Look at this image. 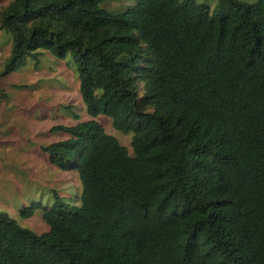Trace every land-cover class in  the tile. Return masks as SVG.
<instances>
[{"label":"trees","instance_id":"trees-1","mask_svg":"<svg viewBox=\"0 0 264 264\" xmlns=\"http://www.w3.org/2000/svg\"><path fill=\"white\" fill-rule=\"evenodd\" d=\"M11 0L0 81L71 56L95 120L52 131L49 162L77 172L80 206L44 209L41 235L0 212V264H264V0ZM24 209L30 218L40 208Z\"/></svg>","mask_w":264,"mask_h":264},{"label":"rangeland","instance_id":"rangeland-1","mask_svg":"<svg viewBox=\"0 0 264 264\" xmlns=\"http://www.w3.org/2000/svg\"><path fill=\"white\" fill-rule=\"evenodd\" d=\"M11 0H0V12ZM184 1V0H181ZM224 12L220 0H193ZM252 3L253 0H241ZM135 0H109L101 7L111 14L133 7ZM11 35L0 30V73L9 61ZM95 120L132 154V134L115 131L111 120L103 115L92 117L79 93L77 67L69 55L57 60L48 53L39 56V63L29 59L17 71L0 81V212L6 213L21 227L37 235L49 226L43 211L56 202L80 206L82 185L74 170L63 171L52 165L43 146L67 138L52 131L56 125L72 126ZM39 203L34 215L24 217V209Z\"/></svg>","mask_w":264,"mask_h":264}]
</instances>
